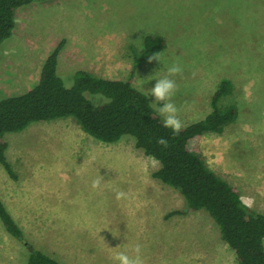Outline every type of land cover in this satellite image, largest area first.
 <instances>
[{"label": "rangeland", "instance_id": "1", "mask_svg": "<svg viewBox=\"0 0 264 264\" xmlns=\"http://www.w3.org/2000/svg\"><path fill=\"white\" fill-rule=\"evenodd\" d=\"M92 1L41 0L17 11L12 36L0 44V98L27 91L61 40L58 73L65 83L88 67L103 77H130L138 88L144 80L147 94L167 66L179 63L172 99L183 125L211 111L213 93L228 79L231 90L219 105H234L236 117L199 144L208 166L264 213V0H95V7ZM148 33L165 44L142 59ZM65 129L88 136L89 148L101 146L91 151L78 135L58 132ZM5 138L16 178L0 179V193L28 241L66 264H116L114 253L137 243L144 264H237L213 219L189 209L177 190L152 175L159 163L133 137L106 143L75 118L60 117ZM50 180L65 185L66 197H59L67 208L54 207L59 197L48 190ZM117 191L126 196L117 199ZM176 210L184 213L170 214ZM27 256L0 221V264H26Z\"/></svg>", "mask_w": 264, "mask_h": 264}, {"label": "trees", "instance_id": "2", "mask_svg": "<svg viewBox=\"0 0 264 264\" xmlns=\"http://www.w3.org/2000/svg\"><path fill=\"white\" fill-rule=\"evenodd\" d=\"M37 1L41 0H0V44L12 36L17 10ZM64 44L61 40L47 55L36 85L21 94L0 98V164L10 177L16 175L7 159L5 134L23 131L34 122L73 117L86 133L106 143L129 135L137 148L158 161L159 167L152 175L177 190L189 209L202 210L213 219L221 239L235 251L237 264H264V213L245 203L240 189L208 166L199 144L203 134L221 132L235 119L234 105H219L220 98L230 92L231 81H221L212 95V109L204 118L184 125L179 134H174L164 127L148 95L138 90L130 77L113 79L77 69L73 72L75 83L66 89L58 73V57ZM143 44L142 59L159 52L165 39L148 33ZM96 92L110 96L112 102L94 108L82 93ZM159 138L167 140L168 146L158 144ZM174 213L184 212L170 214ZM0 221L26 248V264H62L28 241L1 199Z\"/></svg>", "mask_w": 264, "mask_h": 264}, {"label": "clouds", "instance_id": "3", "mask_svg": "<svg viewBox=\"0 0 264 264\" xmlns=\"http://www.w3.org/2000/svg\"><path fill=\"white\" fill-rule=\"evenodd\" d=\"M150 59H156L160 61V58L157 56L150 57ZM182 71L183 68L179 63H172L171 65L167 66L166 74L159 78H155L156 82L154 86L150 90L146 91L148 96L151 95L154 97L152 104L157 106V111L163 118L162 123L164 127L171 129L174 134H179V132L184 127L183 122L179 117V109L172 99L178 91V85L174 77L180 75ZM147 79L151 80L153 78L148 77ZM73 83L74 82H66L64 87L66 89H70L73 86ZM144 83L145 81L143 80L140 83L138 90H145L142 87ZM82 95H85L86 99L92 104L94 108L102 107L112 102V98L105 95L103 92L82 93ZM160 102H163L162 106H158ZM157 143L163 145L164 147L168 146V142L164 138H159ZM92 187L94 189L99 188L100 180H94L92 182ZM125 196L126 193L123 191L116 192L117 199H121ZM129 252L132 254L130 255ZM112 259L114 262H116V264H144L142 246L137 243L125 251H117L112 256Z\"/></svg>", "mask_w": 264, "mask_h": 264}, {"label": "crops", "instance_id": "4", "mask_svg": "<svg viewBox=\"0 0 264 264\" xmlns=\"http://www.w3.org/2000/svg\"><path fill=\"white\" fill-rule=\"evenodd\" d=\"M55 1H58V0H55ZM92 6H94L95 7V0H93L92 1ZM24 7V6H23ZM23 7H21V8H23ZM20 9V8H19ZM18 9V10H19ZM17 10V11H18ZM17 13V12H16ZM15 30V29H14ZM61 52V51H60ZM59 56H60V54H59ZM59 58V57H58ZM92 61V60H91ZM96 61H98V60H94V62H96ZM96 63H98V62H96ZM42 67V66H41ZM58 69H59V65H58ZM83 69H85V70H87V71H90V72H92V73H94V74H96V75H98V73L97 72H94L91 68H88V67H83ZM40 71H41V69H39V73H38V76H37V79H36V81H34V83H33V85L30 87V88H32L34 85H36V83L38 82V80H39V77H40ZM59 72V71H58ZM98 76H102V75H98ZM103 77V76H102ZM108 78V77H107ZM29 88V89H30ZM28 89V90H29ZM47 122V121H46ZM60 131H68V132H71V131H69V130H59L58 132H60ZM82 131V130H81ZM71 133H73V134H76V135H78L79 136V138H78V140L82 143V145L83 146H85L86 148H89L84 142H85V140H88L89 138H88V136H86L85 134H84V132H83V134L84 135H81L80 133H78V132H71ZM87 137V138H86ZM86 138V139H85ZM121 139V138H120ZM118 141V140H117ZM116 141V142H117ZM116 142H112V143H116ZM90 144V143H89ZM101 145L100 144H98L97 143V145L96 146H94V148L96 147V148H99ZM94 148L92 147V148H89L91 151H93L94 150ZM6 155H7V159H8V148H7V151H6ZM126 160V159H125ZM8 161H9V159H8ZM121 161V160H120ZM10 162V161H9ZM114 163L115 164H117V161L114 159ZM10 164H11V162H10ZM11 166H13L12 164H11ZM89 166H91V164H89ZM107 167V165L106 166H104V169ZM115 168V167H114ZM102 169V168H101ZM103 170V169H102ZM107 171L109 172V168L107 169ZM112 173H113V175H114V171H111ZM9 177H10V175L7 173V171L5 170V168L0 164V179L2 180H4V182H6V183H10V184H12L11 182H10V179H9ZM14 181V180H13ZM45 181V177H44V180H43V182ZM53 181H49L48 182V184L50 185V187H48V190H51V191H58V197H59V194H61V196L64 194V196L66 197V191H65V185L61 182V183H52ZM229 182V181H228ZM40 183H42V182H40ZM230 183V182H229ZM232 184V183H231ZM232 185H234V184H232ZM234 186H236V185H234ZM237 187V186H236ZM238 188V187H237ZM241 191V190H240ZM241 195H242V193H241ZM61 196L59 197V201L56 203V202H53V205H54V207H57V209H60L59 207H64V206H66V204L65 203H63V202H61ZM52 197H54V196H52ZM0 199H1V201L4 203V205L6 206V208H7V210L9 211V213L13 216V212L9 209V205H8V203L6 202V199L1 195V193H0ZM243 199V198H242ZM245 202V201H244ZM246 203V202H245ZM249 205V204H248ZM66 208H67V206H66ZM56 209V210H57ZM46 213H48V211L46 212ZM52 213H60V212H57V211H55V212H53L52 211ZM63 215H66V213H64ZM69 215V214H68ZM14 217V216H13ZM15 219V218H14ZM63 225L65 224V226H68L67 225V223H62ZM72 224V223H71ZM73 225V224H72ZM65 226H62V227H65ZM74 226V225H73ZM61 229H65V228H61ZM66 229H72V228H66ZM75 229V228H74ZM104 246H106V244L104 245ZM45 253H47L45 250H43ZM47 254H49L50 256H52V257H54V258H56L57 260H59L62 264H66L65 263V261H62V260H60L59 258H57L56 256H54L53 254H50V253H47Z\"/></svg>", "mask_w": 264, "mask_h": 264}]
</instances>
